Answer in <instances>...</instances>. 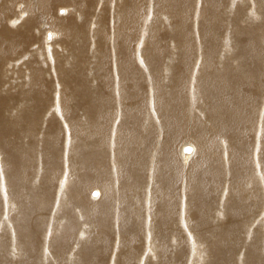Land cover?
<instances>
[{"label":"bare ground","instance_id":"obj_1","mask_svg":"<svg viewBox=\"0 0 264 264\" xmlns=\"http://www.w3.org/2000/svg\"><path fill=\"white\" fill-rule=\"evenodd\" d=\"M123 259L264 264V0H0V264Z\"/></svg>","mask_w":264,"mask_h":264},{"label":"rangeland","instance_id":"obj_2","mask_svg":"<svg viewBox=\"0 0 264 264\" xmlns=\"http://www.w3.org/2000/svg\"><path fill=\"white\" fill-rule=\"evenodd\" d=\"M15 76H16V75H15ZM15 76H14V77H15ZM16 90H19V86L16 87ZM185 139H189V141H192V142H193V139H191V138H184L183 140H185ZM183 140H182V141H183ZM177 154H178V152H177ZM111 231H113V233H115L114 230H113V228H112ZM112 235H113V234H112ZM114 235H115V237H117V234H116V233H115ZM114 243H115V242H114ZM114 243H113V244H114ZM113 244H112V245H113ZM125 252H126V251H125ZM125 252H124V253H125ZM122 262H123V264L126 263V262L124 261V259H123ZM126 264H127V263H126Z\"/></svg>","mask_w":264,"mask_h":264},{"label":"water","instance_id":"obj_3","mask_svg":"<svg viewBox=\"0 0 264 264\" xmlns=\"http://www.w3.org/2000/svg\"><path fill=\"white\" fill-rule=\"evenodd\" d=\"M187 149H191V146L188 144L185 146V150H187Z\"/></svg>","mask_w":264,"mask_h":264}]
</instances>
